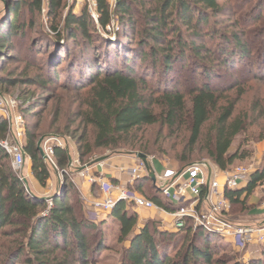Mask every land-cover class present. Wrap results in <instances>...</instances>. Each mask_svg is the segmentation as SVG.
Returning a JSON list of instances; mask_svg holds the SVG:
<instances>
[{
  "label": "trees",
  "instance_id": "1",
  "mask_svg": "<svg viewBox=\"0 0 264 264\" xmlns=\"http://www.w3.org/2000/svg\"><path fill=\"white\" fill-rule=\"evenodd\" d=\"M95 2L97 19L88 10L80 15L70 12L60 27L57 20L64 0H47L50 34L40 33L32 40L30 52L35 56L32 63H27L29 69L22 79L0 78V87L22 85L52 94L44 100L47 106L51 101L55 102L49 115L48 129H54L64 117L73 115L62 130L75 145L83 165L91 162L96 150L118 147L132 132L160 122L171 130L185 129L189 133L190 152L183 159L185 163L195 156L199 146L223 172L232 170L236 162L248 158L239 150L231 151L235 139L246 132V119L235 117L237 104L245 94L239 86L242 83L217 90L213 86L219 77L216 70L205 69L203 74L207 81L188 93L190 106H187L186 95L176 88L152 92L153 95L159 94L157 100L145 95V91L150 89L147 82L150 74L136 71L138 63L151 62L153 72L160 66L162 71L159 74L166 77L176 64L189 58L198 66L197 61L202 60L204 51L213 57L209 48L196 43L206 39L204 32L211 17L226 15L227 5L233 0H115L114 6L109 0ZM242 4L241 11L235 16L244 15L249 19V13L243 14L248 0ZM263 7L264 4L258 9L257 17L247 20V23H237L238 33L215 32V37H211V40L219 39L231 48L230 51L223 48L218 54L225 68H236L252 55L255 57L252 68L258 73H248V77L243 78L247 82L264 81V25L256 29L257 25L264 23ZM43 8L44 0L8 2L0 20V51L14 50V39L24 42L34 32L37 19L44 14ZM114 20L121 30L119 38H126L124 30L127 28L135 31L137 26H143L138 42V48L142 50L139 55L123 47L113 49L116 42L106 40L99 33H108V27ZM185 35L193 39L189 41ZM258 40L257 49L251 52V42ZM71 43L80 44L82 55L79 56L76 49L72 50ZM146 49L149 53L145 52ZM38 56L45 59L43 67L37 65ZM83 56L87 57L84 59ZM65 63L66 70L62 74L61 67ZM32 68L37 72L34 75L29 71ZM233 91L238 96L228 99V94ZM226 99L227 104L219 106ZM40 106L42 111H37ZM44 106L45 103L37 102L22 109L24 118L30 115L42 119L46 110ZM155 107H160L161 112L156 113ZM259 118H264V115ZM255 120L253 122H258ZM76 123L78 125L74 128ZM90 130L94 133L92 140ZM7 131V122L0 119V142L6 138ZM39 139L40 136L26 128L25 151L31 160L32 174L45 188L52 173L38 151ZM258 140L264 141V133ZM145 150L146 147L141 152ZM54 153L58 166L67 168L68 151L56 148ZM146 185L151 189L150 194L145 192ZM258 188H262L264 193V163L251 175L244 189H225L224 196L232 207L231 220L235 219L234 213H246L252 209L248 202ZM131 189L157 207L169 212L177 211L164 202L161 191L149 176L138 180ZM72 196L78 197L79 201H71ZM82 201L80 192L69 181L51 201L31 190L29 192L0 146V264H96L97 256L106 250V246L103 239L92 241L101 233L104 222L99 226L89 220L83 212ZM133 209L132 205L119 202L107 214L120 225L118 242L129 243L121 264H229L217 258V247L212 245L221 241L219 235L203 228L194 229L190 221L176 233L161 230L160 223L153 220L139 227V217ZM250 264H263V260Z\"/></svg>",
  "mask_w": 264,
  "mask_h": 264
},
{
  "label": "rangeland",
  "instance_id": "2",
  "mask_svg": "<svg viewBox=\"0 0 264 264\" xmlns=\"http://www.w3.org/2000/svg\"><path fill=\"white\" fill-rule=\"evenodd\" d=\"M109 1L110 4L114 6L115 0ZM244 1L245 0H233L231 4L227 5L226 15L217 14L214 17H211L208 27L204 32V34L206 35V39L203 41H197L196 44L198 46L205 45L207 48H209L212 51L211 54L213 55V57L210 55V53H206L204 51L201 54L202 60L197 61L198 66L195 65L194 61L191 58H189L186 62L176 64L173 68V71L166 77L162 74H159L160 71H162V68L160 66L156 68V72H153V69L150 65L151 62H143V64L138 63L136 66V71L138 73L144 71L150 74L147 78V82L150 86V91H145V95L152 96L153 99L157 100L159 94L153 95L151 94L152 92L156 90L163 92L165 88H176L186 95L187 106H190L188 93L207 81L203 74V71L205 69L208 70L210 68H213L214 70H216L219 77L218 80L213 83V86L217 90L228 87L235 83H242V85L239 86L245 90V94L240 98L239 103L237 104L235 117L246 119V132L235 139L231 151L236 152L239 150L240 153L248 155V158H246L244 161L236 162L235 167L241 166L254 171L259 169L264 163V153L258 154L257 158L254 157V155L257 154H255V147L259 144L264 143V141L258 140L259 135L261 133H264V118H259L261 117V115H264V81L259 82L257 80H251L247 82L244 81L245 79H243L248 77V73H253V75L258 73L256 69L252 68V64L255 61V57L253 55L249 60L242 62L241 65L239 64L236 68H225L221 63L222 60L219 61L218 58L220 57V55L218 54L219 51H221L223 48H226V50L228 51H230L231 48H228V45H225V43H222V41L219 39L211 40V37L215 32L223 34L228 33V35H230L231 33H238L239 30L236 25L237 23L239 24V21L240 23H247V20L249 21L257 17V14L259 13L258 9H260V6L264 4V0H248L249 4L245 6L243 14L249 13V19L244 18V15L235 16V13L241 11V8L243 6L242 3ZM6 2L8 4V2L12 1ZM220 3L221 5H224L223 2ZM238 4H240L241 6H239ZM46 7L47 0H44V14H42L37 19L34 32L30 34L24 42H20L19 40L14 39L12 40L14 50L4 49L3 51H0V78L19 80L22 79L25 71L29 69L27 67V63H32V57L35 56L32 52H30L32 40L37 38L40 33L43 35L48 33L50 34L49 28L51 27V22L46 15ZM256 9L257 11H254ZM84 10H88L92 17L94 19H97V7L95 0H64V6L60 12V17L58 18L57 23L60 27H62L66 16L70 12H73L75 15H80ZM5 12L6 8L0 1V20L4 16ZM27 19H29L28 16ZM263 25L264 23L257 25L258 28L256 29L258 30L262 28ZM142 27V25L137 26L135 28V31L132 28H127L126 30H124L126 38H124V36L119 38L118 34H120L121 30H119L118 22L114 20L111 26L108 27V33H104L102 31H100L99 33L103 35V38H105L106 40H109L112 43L116 42L115 46H113V49L119 50L123 47L130 49L131 51L139 55L142 51L138 48V42L141 39L140 32L142 31ZM190 34L191 33L189 32L188 35ZM188 35L185 36L189 41H191L193 38ZM219 35L217 37H219ZM250 41H252V38L250 39ZM245 42L247 43L246 39ZM251 43L252 44L250 45V49L251 52H254L252 50L257 49V43H259V40ZM71 45L73 46L72 50L76 49L79 52V56L82 55L80 53L81 47L79 43H75V45L71 43ZM145 52L149 53V49H146ZM87 55L91 56L90 53H88ZM84 57L87 56H83V58ZM36 59L37 65L43 67L45 62L44 57L38 56V58ZM248 69L252 72H250ZM65 70L66 63L61 67L62 74H64ZM29 71L31 75L37 73L33 68ZM142 73L143 72H141V74ZM64 79V76H62L63 81ZM164 81L169 84H163ZM0 94L16 99L20 105L18 108L20 113L23 112L22 109L29 107L30 105H33L37 102L41 103V105L42 103H45L46 106H44V110H46H43L44 115L42 119H39L38 117H32L30 115H27L26 118H24L25 129L27 128V130L34 131L38 136H40L39 141L41 139L45 141L52 136H58L65 139V141L67 140L69 143L68 146L71 156L76 159L77 150L75 148V145L64 136L65 134H63L64 132L62 130L69 118L73 119V115L69 116V118L62 117L63 121H60V123L57 124L54 129H48L50 125L49 115H51L55 102L51 101L47 106V102L44 100H46L45 98L51 97L52 94L36 87L22 85L17 86L16 88L7 86L0 87ZM237 96V92L233 91L228 94V99L233 100ZM23 101H25L24 104L22 103ZM227 102V99L222 100L219 106H224L227 104ZM40 109L42 111L43 107L40 106L39 110L37 111H40ZM75 110L76 108L74 107L72 110L73 113ZM154 111L156 113H160L161 108L155 107ZM255 119L260 120H258V122H253L256 121ZM77 125L78 123L74 125V128L77 127ZM36 126L38 127L37 130L35 129ZM89 133L92 140V137H94V133L91 130ZM188 137L189 133L185 129L171 130L164 124V122H160L154 126L145 127L138 132H132V134L128 136V138L125 137L123 139L122 143L118 147L96 150L94 152V155L92 156V159L90 160L91 162L84 165L81 163V167L87 166V168H89L92 165L98 164L97 161L101 159L109 160L114 158H124L127 159V161L133 160L134 162H138V154H143L147 156L148 159L154 160V164L156 163L155 165L157 166L156 172L158 176H160L159 172H161L162 170V168L160 167L161 165L165 170L162 174L167 178L173 177L174 171L181 172L184 170L183 168L185 166L188 167L196 163H205L207 165L216 166L206 156V153L201 150L200 146L197 147L195 156L188 163H185L183 161L184 158L188 157V153L190 152L188 146ZM141 147H146V150L144 152H141ZM28 162L31 163V161ZM235 167H233L232 169H234ZM53 175L54 174H52L51 177ZM144 189L147 194L151 193V189L148 185H146ZM50 199H52V197H50L47 201H49ZM263 200L264 197L260 202L261 204ZM71 201H79V198L76 196H72ZM82 202L84 203L83 212L85 213L87 218L91 221L96 222L99 226L103 225L99 236H95L94 241H92L93 243H95L96 241H100L101 239H103V242L106 246V250H104L97 256L96 264H121L124 250L129 247V243L121 244L118 242L120 232L119 223L111 220L109 216H96L90 210L89 206L84 202V200ZM227 216L231 218L232 207L227 211ZM234 217L235 219L232 218L234 222H239L242 224L252 223V220H261V218L259 217L256 218L254 216H251V210L246 213H234ZM191 225L193 224L191 223ZM221 238V241H216L212 244L213 246L217 247V258H221L229 264H250L252 261L262 259L264 264V258L262 257L264 245L257 244L255 242L249 246L242 248L234 245L233 242L230 241V239H226L224 237ZM173 255L174 254L171 252L172 257Z\"/></svg>",
  "mask_w": 264,
  "mask_h": 264
},
{
  "label": "built area",
  "instance_id": "3",
  "mask_svg": "<svg viewBox=\"0 0 264 264\" xmlns=\"http://www.w3.org/2000/svg\"><path fill=\"white\" fill-rule=\"evenodd\" d=\"M19 106L16 99L0 94V119L5 120L8 125L6 138L0 142V146L9 156L13 170L25 183L28 182L27 163L31 160L25 151L26 129L24 116L18 110ZM68 145L67 140L52 136L41 145L44 152L42 158L51 173L59 179L61 187L69 181L80 192L75 184L74 174L81 168L86 169L87 166L81 167L80 158L74 159L71 156ZM56 148L66 149L70 155L68 167L65 169L58 166L54 153ZM137 161L136 166L127 171L130 176L127 185L115 186L104 180L91 179L92 183H99L103 197L91 202L85 198L83 200L96 216L110 213L119 202H125L138 210L162 211L152 201L131 189L144 174L150 176L153 173L156 177L154 185L163 196L180 206L172 215L176 231L184 229L186 222L190 221L194 229L203 228L210 233L230 239L234 245L242 248L255 242L264 245V221L247 224L234 222L227 216L230 202L224 196L225 189L239 190L241 185L248 183L255 171L239 166L230 171L220 172L214 165L196 163L181 172H174L173 177L167 178L163 174L157 175L154 160L148 159L150 171L145 169L141 160ZM26 188L30 192V187L26 186ZM188 196L190 199H187ZM261 207L264 210V200Z\"/></svg>",
  "mask_w": 264,
  "mask_h": 264
},
{
  "label": "crops",
  "instance_id": "4",
  "mask_svg": "<svg viewBox=\"0 0 264 264\" xmlns=\"http://www.w3.org/2000/svg\"><path fill=\"white\" fill-rule=\"evenodd\" d=\"M255 154L254 157L257 158L258 154L264 153V143L259 144L255 147ZM77 153V159L78 157ZM156 164V163H155ZM136 166V162L127 161V159H109L105 160L104 162L100 164H95L90 166L89 168H81L78 170V172L74 175V181L76 186L80 189V194L83 198H85L87 201L91 202L95 199L102 198L103 193L100 190V185L98 182H91V179L98 180H104L105 182H108L115 186H124L127 185L130 182V176L128 175V170ZM162 168L160 175H162L164 168L160 165ZM217 168V167H216ZM220 172L221 170L217 168ZM155 170H157V166L155 165ZM256 171V170H254ZM81 172H83L81 174ZM175 172V171H174ZM26 173L28 175V182L30 186V190L35 195L44 198L49 199L50 197L55 196L58 192L61 191L62 187L60 185L59 179L56 177V175H53L51 179L47 183V187L43 188L34 178L32 174V167L31 163H27L26 167ZM157 173V172H156ZM147 175L144 174L142 178L146 177ZM220 180L222 178L220 177ZM248 183H245L241 185L239 190L244 189L247 186ZM32 185V187H31ZM154 185V183H153ZM155 186V185H154ZM163 196V194H162ZM264 197L263 189L258 188L255 193L250 197L248 204L250 205L251 209V216L259 217L261 220H252L253 222H263L264 221V210L261 207V201ZM187 199H190L188 196ZM164 202L169 205L173 209H179V205L177 203H174L167 199L165 196H163ZM162 211H146L141 209H133V211L138 215L139 217V227L142 226L144 223H146L149 220L158 221L160 223V228L163 231H167L170 233H176L175 229V220L173 218L174 212L166 211L160 207H158ZM231 208V204H230ZM103 216H107L106 214H101Z\"/></svg>",
  "mask_w": 264,
  "mask_h": 264
},
{
  "label": "water",
  "instance_id": "5",
  "mask_svg": "<svg viewBox=\"0 0 264 264\" xmlns=\"http://www.w3.org/2000/svg\"><path fill=\"white\" fill-rule=\"evenodd\" d=\"M0 1L3 3L4 7L7 8V5H8V4H7L6 0H0ZM42 142H43V139H41V140L38 142L37 148H38V151H39L40 155H41L42 157H44V152H43V149H42V147H41ZM137 158H138L139 160L142 161V163H143L144 166H145V169H146L147 171H150V166H149V163H148V158H147V156H145V155H143V154H138V155H137ZM104 160H105V159H101V160L97 161V163H98V164H99V163H102ZM149 178L151 179V181H152L154 184L156 183V177H155V174L151 173L150 176H149ZM25 185H26L27 187H29L27 181H25ZM53 197H54V196H53ZM46 200H47V199H46Z\"/></svg>",
  "mask_w": 264,
  "mask_h": 264
}]
</instances>
